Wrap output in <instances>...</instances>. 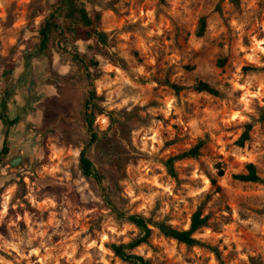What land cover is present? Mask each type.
Instances as JSON below:
<instances>
[{
	"label": "rangeland",
	"instance_id": "374dc122",
	"mask_svg": "<svg viewBox=\"0 0 264 264\" xmlns=\"http://www.w3.org/2000/svg\"><path fill=\"white\" fill-rule=\"evenodd\" d=\"M57 3L0 0V93L13 86L0 115L19 120L4 125L0 264H126L111 245L140 232L115 209L184 230L198 209L208 217L199 246L154 230L136 250L152 264H264V184L235 178L248 164L264 178V0H80L109 43L78 40L75 21L61 18L67 31L41 52ZM165 80L204 81L220 95H176ZM92 91L96 138L83 114ZM134 108L145 121L116 136L111 124ZM248 123L251 141L239 147ZM198 143L201 155L176 162L171 177L164 162ZM84 150L102 183L83 175Z\"/></svg>",
	"mask_w": 264,
	"mask_h": 264
},
{
	"label": "trees",
	"instance_id": "16d2710c",
	"mask_svg": "<svg viewBox=\"0 0 264 264\" xmlns=\"http://www.w3.org/2000/svg\"><path fill=\"white\" fill-rule=\"evenodd\" d=\"M236 3L240 0H234ZM56 7V12H54L50 19L47 20L46 24L40 31L41 44L40 51L46 52L49 50L50 41L52 35L61 31L62 33L67 31L65 24H61V18H64L66 22H73L76 24L72 31L76 34L78 40L89 41L94 39L96 43L99 44H108V38L103 32H99L98 26L95 24L93 18H91L86 9L80 5V0H58ZM218 11L220 10V6L217 7ZM71 28V27H70ZM68 28V29H70ZM207 28V16H203L199 20L197 36L202 37L206 33ZM78 63L86 67V62L78 58L76 60ZM122 61V60H121ZM226 64V60H220L218 62L219 67H224ZM119 66L118 64H115ZM123 67L126 69V62H123ZM163 85L170 88L174 94L178 95L182 91L186 89H193L197 92H206L213 96H219L220 92L213 88L210 84L204 81H197L192 86H184L178 83L172 82L170 80H165ZM13 90V86L8 84V90L6 93L2 95L3 97V110L7 111V102L10 98L9 91ZM86 100L84 101V119L88 130L92 133L94 138L97 137L94 129L95 117L93 113V107H95V92H90ZM100 113H104L102 109L99 110ZM0 120H2L3 124L10 128L14 125L18 124L19 120L9 119L5 115H0ZM145 121V118L141 115L139 108H134L132 111H123L122 116L117 120L116 125L113 124L112 128L115 131L116 136H120V138H128L132 132L136 131ZM259 122L264 121V107L260 110V118ZM253 124L248 123L244 126L245 131L241 135V137L237 141V145L239 147H245L246 143L251 141L250 132L252 130ZM170 146V144H167ZM203 149V143H198L194 147L189 150H185L180 152L179 154L170 157L164 162V165L169 173V175L173 178H177V172L175 170V163L178 161H182L185 159H197ZM11 153L10 146V134L9 131L6 130L4 133L2 147L0 149V163L9 156ZM80 168L82 173L87 178H93L99 184L102 183L101 176L95 171L93 162L89 159L86 154V151H82L80 154ZM116 163L119 165L122 172L125 171V163L123 160L118 159ZM247 173L237 174L235 178L239 181L246 183H262L264 184V178L261 177L257 171V168L254 164H248L246 167ZM220 176H223V172H219ZM213 185L216 186L217 182L213 181ZM219 187V186H218ZM116 217L119 220L127 221L130 224L134 225L140 232L139 237L128 242V243H114L111 245V250L116 257L125 262L126 264H152L149 259L144 258L143 256L136 253V250L142 245H146L149 243L150 238L153 235L154 230H158L159 233L166 237L176 240L179 243H182L188 247H194L202 245V243L195 237V234L200 231L202 228H205L208 225V217L202 214L201 209H198L191 218L190 228L187 230L178 229L173 225L165 222V221H154L151 218H147L140 214H126L118 209H115Z\"/></svg>",
	"mask_w": 264,
	"mask_h": 264
},
{
	"label": "crops",
	"instance_id": "0c3cea01",
	"mask_svg": "<svg viewBox=\"0 0 264 264\" xmlns=\"http://www.w3.org/2000/svg\"><path fill=\"white\" fill-rule=\"evenodd\" d=\"M1 97V99H2V101H3V97H2V95L0 96ZM3 103V102H2ZM11 120H13L12 118H11ZM4 124H3V122H2V120H0V141L3 143V138H4Z\"/></svg>",
	"mask_w": 264,
	"mask_h": 264
}]
</instances>
